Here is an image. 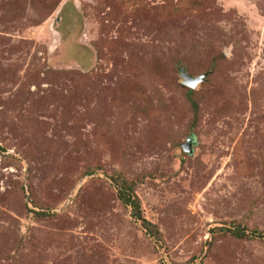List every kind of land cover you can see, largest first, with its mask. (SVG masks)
Instances as JSON below:
<instances>
[{"label": "rangeland", "instance_id": "rangeland-1", "mask_svg": "<svg viewBox=\"0 0 264 264\" xmlns=\"http://www.w3.org/2000/svg\"><path fill=\"white\" fill-rule=\"evenodd\" d=\"M0 264H264V0H0Z\"/></svg>", "mask_w": 264, "mask_h": 264}, {"label": "water", "instance_id": "water-1", "mask_svg": "<svg viewBox=\"0 0 264 264\" xmlns=\"http://www.w3.org/2000/svg\"><path fill=\"white\" fill-rule=\"evenodd\" d=\"M180 71H181L180 75L183 79V84L186 85L190 89H196L198 87V85L200 83H202L208 75V74H202V75H199L197 77H194V76L190 75L189 73H187L184 68H181ZM192 143L193 142L191 140H188V142L183 145L184 151H186L188 153H192L193 152V149L191 147Z\"/></svg>", "mask_w": 264, "mask_h": 264}, {"label": "trees", "instance_id": "trees-1", "mask_svg": "<svg viewBox=\"0 0 264 264\" xmlns=\"http://www.w3.org/2000/svg\"><path fill=\"white\" fill-rule=\"evenodd\" d=\"M194 108H197L196 103L193 102ZM122 199L125 203L131 204L134 209L136 210V217L142 218L141 213H140V204L138 200L132 199L131 197H126L125 195H122Z\"/></svg>", "mask_w": 264, "mask_h": 264}]
</instances>
